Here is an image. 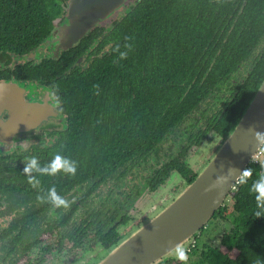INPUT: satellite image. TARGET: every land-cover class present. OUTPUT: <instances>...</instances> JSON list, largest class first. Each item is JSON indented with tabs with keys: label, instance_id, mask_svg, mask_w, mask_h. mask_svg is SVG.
Segmentation results:
<instances>
[{
	"label": "trees",
	"instance_id": "16d2710c",
	"mask_svg": "<svg viewBox=\"0 0 264 264\" xmlns=\"http://www.w3.org/2000/svg\"><path fill=\"white\" fill-rule=\"evenodd\" d=\"M66 1L0 0V74L51 85L72 122L89 118L80 131L71 128L63 135L56 151L62 157L48 153L45 160L26 164L24 176L18 168L10 174L17 184L8 188L18 190L21 180L40 206L25 215L19 233L14 234L16 220L9 235H0V241L8 238L0 244V264L22 259L29 264L28 252L41 242L43 253L55 244L58 253L76 254L89 240L107 252L123 238L117 225H110L120 211H92L71 221L77 206L107 178L121 179L139 159L156 156L163 140L187 119L183 133H177L186 135L185 143L160 165L153 181L155 187L175 169L189 184L196 174L182 161L188 147L208 132L224 139L264 77V0H133L57 58L7 68L14 55L43 41L64 16ZM83 56L84 66L76 62ZM259 154L210 219L230 225L219 247L198 249L197 238L209 220L193 235L189 264H264V144ZM82 184L86 191L54 224L33 228L36 213L53 199L64 203Z\"/></svg>",
	"mask_w": 264,
	"mask_h": 264
},
{
	"label": "water",
	"instance_id": "95a60500",
	"mask_svg": "<svg viewBox=\"0 0 264 264\" xmlns=\"http://www.w3.org/2000/svg\"><path fill=\"white\" fill-rule=\"evenodd\" d=\"M126 1L67 0L64 16L50 33L33 50L14 55L13 62L57 58ZM25 85L15 78L0 80V114L8 116V124L34 126L41 119L35 118L32 102H25ZM263 144L264 77L230 133L195 178L168 205L92 264H152L179 248L223 205Z\"/></svg>",
	"mask_w": 264,
	"mask_h": 264
},
{
	"label": "flooded vegetation",
	"instance_id": "af4514ba",
	"mask_svg": "<svg viewBox=\"0 0 264 264\" xmlns=\"http://www.w3.org/2000/svg\"><path fill=\"white\" fill-rule=\"evenodd\" d=\"M127 1L121 7H126L127 3L133 2V0H127ZM100 23L101 22H99L98 25H100ZM80 58L81 61L80 62L76 61V62L80 65L81 64L85 65L84 56ZM20 63H22L20 62V60L13 62L12 59V62H10V64L8 65L5 64V65L7 66V68L11 67L10 69H12L15 64L19 65ZM2 64L3 63L0 62V67H2ZM5 65L3 66V68H5ZM243 71L244 69L241 68L240 71L237 73V78H240V72ZM10 78H15L12 73L0 74V80H7ZM25 84H26L24 90L25 102H32L35 118L41 117L39 123L35 124L34 126L17 124V123L8 124L7 123L8 116L5 113L0 114V235H6V236L10 234L9 227L15 225V223L18 220H20V223L18 224L19 228L17 227L18 230L14 234L19 233L20 229H22L24 225H26L25 215L35 209H38L40 206V204H38L39 203L38 200L34 198V196H31L30 193H27L25 191V186L21 180L18 185L19 187L18 190L15 189L10 190L8 188L11 186L12 183L17 184L16 181L9 180L10 174H15L16 172L14 171V169L18 168L19 170L21 169L20 173L22 174V176H24L23 173L25 171L22 170V168L26 164H29L30 162L43 161L48 157V153H52V154L54 153V156L62 157L57 155L56 151L61 147L62 144L61 138L63 137V135L66 134L67 131L71 128H75L78 131H80L81 128H83L84 124L88 123L89 121L88 117L83 116L80 125L72 122L69 118V116L72 115L67 114L62 109L61 99L56 95L55 89L51 85L40 83L35 80L25 81ZM188 120L189 119L181 123V125L177 129L175 128V131L173 133H171L165 140H163L156 156L151 155L145 160L139 159L138 163H134L133 165H130V169L125 172L124 174L125 176L123 178L118 180L115 178H107V180L104 183L100 184L98 187L93 189L92 192L88 196H86L85 200H83L77 206V208L72 212L71 221L72 220L78 221L80 218L91 213L92 211L98 213L99 211H102L103 215H111L114 211L119 210L120 215L115 217V219L110 224L115 226L117 225L116 230L118 231L119 226L127 225L129 218L126 215V212L131 207L132 203L135 202L142 193L144 192L154 193L157 190L162 189L173 179L176 180L178 179L177 181L179 180L181 181L180 184L182 185L181 186L182 189L179 191L181 192L186 187V184L184 183L182 177H180V175L175 169L170 170L167 176L161 182H159L155 187L153 180L156 179V173L157 170L160 169L159 168L160 165L169 158V155L172 152H175L177 146H182L185 143L186 135L183 134L182 138H179L177 133L178 132L183 133V130ZM208 135L212 136L213 133L208 132L206 136ZM205 137L200 141V143L191 144L188 147L186 154L182 159V161L186 165H188V167L196 175L202 168L198 171L192 168L188 162V154L191 153L192 150L194 149L204 148L206 146ZM213 139H219L220 141L222 140L221 138H216L214 135H213ZM144 164H146V167L148 168L147 174H143L142 172L139 171V169L142 168ZM125 182L126 185H124ZM122 186H124V189L121 188ZM103 187L105 189H103ZM86 188L87 186L85 184L75 186L67 194L70 196L65 200L64 203L60 204L58 202V199H53V201L46 206L43 212L41 211V213L39 212L36 213V221L34 223L33 228L36 231H40L41 229L43 230L47 229L46 227L48 225L54 224L55 221H57L63 214L66 213V211H68V209L70 208L69 204L72 201H74L77 197L83 195V193L86 191ZM78 189H81L79 193H77ZM177 194L171 197L170 200H163L166 197H168L167 195H165L161 197L159 201L156 202V204H151L149 206L148 211L153 210L154 208L155 209L145 214L146 219L143 221L141 225L146 223L154 216L155 213L159 212L166 205H168L177 196ZM49 197L51 199L55 198L54 194L49 195ZM52 207L54 213L57 216L55 217V219H53L50 222L48 220V218L50 217L47 215V212ZM78 209L81 210V214L77 218H73L75 216L74 214L77 212ZM124 216L126 217L125 222L122 223L120 222V220ZM50 233H52V236L56 235L55 230H52ZM7 239L5 238L2 241H0V244L2 242H5ZM193 243L194 241L192 237L186 243H184L183 245H181L179 248L175 249L168 255L170 256L173 254L175 256L177 255L180 248H182L185 244H189L190 247L193 246ZM44 245L45 243L41 242L34 245L30 249V251L28 252L29 264H32L30 262L31 259L29 256L31 250L38 247L39 250L42 252L43 250L41 249L45 247ZM50 247L52 249L51 250L49 248V250H51L50 252L54 251L56 254H64L65 256L77 255L78 253H80L79 255L81 256L88 247L91 248L92 250H95L94 248H96L97 251H94L95 254L92 257H90V259L96 258L95 256L98 252L101 253L105 251L104 249L99 247L96 241L94 240L86 241L84 246L77 249L76 254L66 255L64 252L58 253L55 248V244L50 245ZM189 247L187 250L184 251V254H186L188 258H190L188 254ZM45 254L48 253H43V255L39 259L44 257ZM168 255L162 257L161 259L157 260L152 264H157L159 262L161 263V261L165 260L164 258L168 257ZM39 259L36 261V263L35 262L34 263L39 264ZM169 260H173V261L178 260L177 261L179 262L178 264H182L181 257L179 258L177 257L176 259L173 258L167 259V261L170 264ZM20 261H19L20 263L18 262V264H21L24 260L22 259ZM78 263L80 264L81 262ZM41 264H43V262H41Z\"/></svg>",
	"mask_w": 264,
	"mask_h": 264
},
{
	"label": "rangeland",
	"instance_id": "374dc122",
	"mask_svg": "<svg viewBox=\"0 0 264 264\" xmlns=\"http://www.w3.org/2000/svg\"><path fill=\"white\" fill-rule=\"evenodd\" d=\"M121 8L122 7L118 9L119 10L118 12H120ZM114 13L115 11L113 12V14ZM112 15H110L108 18L102 21L100 25H103V26L108 25L113 17ZM205 145L206 146L204 148L194 149L192 150L191 153L188 154L189 165L192 168H194L196 171L200 170L206 164L209 158L213 155L215 150L220 145V140L213 139V135L212 136L208 135L205 137ZM261 158H262L261 154H258L255 157V160H260ZM139 171L142 172L143 174H147L148 168L146 167V164H144L142 168L139 169ZM177 180L173 179L170 183L165 185L162 189L157 190L154 193H146V192L142 193L140 197L135 202L132 203L131 207L126 212V215L129 218L127 225L118 227L119 233L124 236L123 238H125L127 235H129L132 231L137 229L143 223V221L146 219L145 214L147 212L153 211L155 209L154 208L153 210L148 211L149 206L151 204H156V202L159 201V199L165 195H167L168 197H166L163 200H170L171 197L175 196L182 189L181 188L182 185L180 184L181 181L180 180L177 181ZM177 184H178V187H177ZM124 185H126V182L124 183ZM121 188L124 189V186H122ZM103 189L105 188L103 187ZM80 191L81 189H78L77 193H79ZM225 201H227V198L225 199ZM80 214H81V210L78 209L77 212L74 214L75 216L73 218H77ZM47 215L50 217L48 218L50 222L53 219H55V217L57 216L53 211V207L49 209V211L47 212ZM229 227H230L229 223L225 222L224 220H220V219L210 220V222L205 226L203 233L197 238L198 249L203 244L207 246H211V247H219V237L221 236L222 233L228 231ZM89 247L83 252V254L81 253L82 254L81 256L79 255L80 253H78L77 255L65 256L64 254H56L54 251L50 252L44 255L43 264H79L78 262H81L80 264H88V263L92 264V263L97 262L99 259H101L102 256L106 252V251L101 252V253L98 252L95 256L96 258L90 259V257H92L95 254L94 251H97V250L96 248H94L95 250H92ZM188 247H189V244H185L182 248H180L177 255L175 256L173 254L170 256L168 255V257H165L164 259L165 260L171 259V258L176 259L177 257L178 258L181 257L182 264H188L191 257L188 258V256L184 254V251L187 250ZM42 255H43V252H41L38 247L32 249L29 254L30 259H31L30 262L32 264H35L36 261Z\"/></svg>",
	"mask_w": 264,
	"mask_h": 264
},
{
	"label": "built area",
	"instance_id": "2783aa9c",
	"mask_svg": "<svg viewBox=\"0 0 264 264\" xmlns=\"http://www.w3.org/2000/svg\"><path fill=\"white\" fill-rule=\"evenodd\" d=\"M259 152H260V150L257 152V154L254 156V158L252 159V160H254L255 159V157L259 154Z\"/></svg>",
	"mask_w": 264,
	"mask_h": 264
}]
</instances>
